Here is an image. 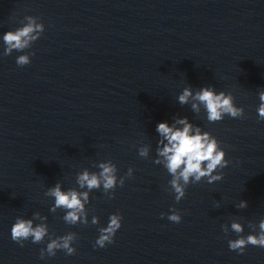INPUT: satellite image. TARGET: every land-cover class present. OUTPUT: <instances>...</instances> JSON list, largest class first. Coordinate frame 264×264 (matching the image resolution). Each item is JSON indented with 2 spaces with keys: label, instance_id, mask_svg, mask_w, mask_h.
<instances>
[{
  "label": "clouds",
  "instance_id": "1",
  "mask_svg": "<svg viewBox=\"0 0 264 264\" xmlns=\"http://www.w3.org/2000/svg\"><path fill=\"white\" fill-rule=\"evenodd\" d=\"M26 23L15 31H7L2 39L4 42V55H10L14 50L23 52L25 49L31 48L32 44L38 40L44 31V25L39 21L38 17L26 16ZM34 53L19 55L16 59L18 66L28 65L30 56ZM260 104L257 108L258 118L264 121V91L259 92ZM195 101L192 103V110L196 113L200 111V105L204 106L207 114V120L210 123L221 121L225 115L231 118H242L244 109L234 104V97L231 93L226 94L223 91L217 93L212 87H203L193 94L190 87H185L178 96L181 105L187 104L189 99ZM181 125L182 127H177ZM156 131L162 137L157 146V156L163 160L157 159L154 162L162 163L171 175L168 184L171 191L175 194L176 202H179L186 195V188L190 183H198L202 179H207L208 183L217 182L223 179L224 173L221 171L231 162L227 160L224 149L220 146V142L211 135L210 132L202 131L199 126H194L188 121L187 117L177 118L173 125L168 122H160L156 126ZM159 145H163L160 147ZM140 157H148V148L142 147L138 150ZM100 172L89 173L84 170L77 175V184L81 189L87 188L88 191L100 189L108 199L114 198V189L119 185L123 186L125 179L131 177L133 169L129 168L126 177H117V167L111 162L100 163L98 165ZM46 196L54 198V205L50 209L53 213L57 209H64L66 214L63 220L71 225L77 223L88 224L87 211L85 204L89 200L88 192H78L75 189L61 190V185L57 183L54 187L49 188L45 193ZM83 201V202H82ZM247 202L240 201L238 208H246ZM219 207V204H217ZM161 213V217H164ZM167 219L174 223L181 222L180 212L173 208ZM33 220H47L39 212L33 214L32 219H24L17 217L11 228V238L14 242L23 247L24 242L31 238L32 243H42L47 237L48 243L46 248L40 250V258L45 256H55L57 250H64L66 255H73L76 252L73 243L76 241V233L69 232L63 236H55L50 233L46 223L36 224ZM122 216L118 213L111 214L109 223L106 227L99 228V237L95 241V246L105 247L107 244L114 242V236L121 227ZM92 224H98L99 218L92 217ZM256 228H252L253 233L246 237L241 235L244 227L241 223L232 222L231 231L236 233L238 238L230 239L228 246L230 250L243 254L248 245L259 246L264 248V219L258 224V233ZM222 230L228 234V228L222 225Z\"/></svg>",
  "mask_w": 264,
  "mask_h": 264
}]
</instances>
